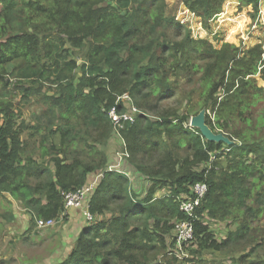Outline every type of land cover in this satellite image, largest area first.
I'll list each match as a JSON object with an SVG mask.
<instances>
[{
  "label": "trees",
  "instance_id": "16d2710c",
  "mask_svg": "<svg viewBox=\"0 0 264 264\" xmlns=\"http://www.w3.org/2000/svg\"><path fill=\"white\" fill-rule=\"evenodd\" d=\"M179 1L207 26L228 0ZM237 1L253 9L256 21L262 0ZM0 6V84L7 90L14 77L24 104L36 98L51 109L42 112L48 123L31 126V137L42 136L33 143L22 139L11 99L0 101V202L5 196L17 202L32 229L37 220L59 219L65 194L104 173L89 199L94 222L57 264H206V255L220 254L229 264H264L257 256L264 232L261 241L254 238V222L264 214L262 45L218 49L195 40L167 14L166 0H0ZM22 66L38 75L18 76ZM46 85L53 95L44 94ZM125 93L139 113L119 141L134 172L149 182L144 195L122 168L107 171L111 156L100 150L115 135L110 110L131 112L116 103ZM204 109L210 129L232 146L208 142L188 126ZM199 183L208 194L196 210L187 259H179L171 254L176 224L187 220L179 199H193ZM4 215L16 221L14 207ZM217 223L227 224L224 237L212 230Z\"/></svg>",
  "mask_w": 264,
  "mask_h": 264
},
{
  "label": "rangeland",
  "instance_id": "374dc122",
  "mask_svg": "<svg viewBox=\"0 0 264 264\" xmlns=\"http://www.w3.org/2000/svg\"><path fill=\"white\" fill-rule=\"evenodd\" d=\"M166 3L168 4L167 14L176 16L177 21L181 23L183 21L184 23L182 24H185L186 28L191 31V37L195 40H207L218 49L221 48L223 43H228L236 45L237 47H242L244 50L256 45H262L264 50V39H261L264 35L259 34V30L256 32L254 31L264 22V9H261L260 15L256 18L257 20L253 22L254 19L251 18L253 13L252 8H241L237 0H228L223 6L222 13L210 20L209 24L206 26L200 17L193 15L179 0H166ZM186 11L189 12L187 13ZM256 40L262 42V44H258ZM82 59V56L77 59L80 66L83 64ZM18 66H21V64ZM63 66L64 62L60 61L59 68L53 69L54 74H58ZM12 69L13 65H10L9 70L12 71ZM17 73L18 76L23 75L27 79L34 78L38 75V71L29 66H22L21 71ZM10 79L11 85L7 90L0 84V101L11 99L13 102L15 110L18 113L17 123L24 128V133L22 135L23 140H30L33 143L38 139L42 141V136L40 135L31 137L33 134L31 126L34 124L42 125L45 121H47V123L50 121L51 118L42 114V112L46 110L51 112L49 105L36 98L24 104L21 100L20 91L14 89L17 79L14 77H10ZM259 85L264 88V83L260 80ZM49 88H51L50 85H46L43 90L44 94L48 93L53 95L54 91L50 92ZM40 115L42 116L39 117ZM188 126L190 127V125ZM113 131L116 136L113 134L114 137L107 143V148L102 146L100 149L101 151L106 150L109 156H111V160H115L116 157L119 158L120 153L124 151L114 126ZM41 133L45 135V129H43ZM53 141L59 145L61 142L60 134L57 135ZM37 145L39 146L38 143ZM39 151L38 149L36 153L39 154ZM37 161H41L40 158L39 160L37 159ZM0 203V264H57L61 261L64 262L65 258L71 252V247L73 245L69 238L71 234L67 235L64 232L66 227H64L65 229L62 231L68 237L65 238L60 236L56 238L53 235L56 234V229L59 224H62V227L65 225L63 222L64 220L51 229L43 230L37 227L30 229L31 223L28 219L29 224L25 231L26 219H24L21 214V217L17 215L20 212H24V214L27 215V212H25L22 207H19L17 202L7 196L1 199ZM12 207L15 209L16 221L7 223L4 213ZM254 224L259 231L258 236L254 238L261 241L262 237H260V233L264 232V214L259 220L254 222ZM226 225V223L213 224L212 230L224 237L226 234L225 229L228 228ZM42 238H45V240L47 239L44 244L41 241L44 240ZM255 245L256 244H252V247ZM61 248V254L57 256L58 250ZM179 255L181 256V252H179ZM257 256L264 258V248L258 250ZM190 257L191 255H189L188 258ZM205 259L208 260L206 264H229L227 260L224 261L225 256L222 254H220V256L206 255ZM252 259H254V257H252Z\"/></svg>",
  "mask_w": 264,
  "mask_h": 264
},
{
  "label": "built area",
  "instance_id": "2783aa9c",
  "mask_svg": "<svg viewBox=\"0 0 264 264\" xmlns=\"http://www.w3.org/2000/svg\"><path fill=\"white\" fill-rule=\"evenodd\" d=\"M187 13L189 11H186ZM261 13V10H260ZM193 14V13H192ZM195 15V14H193ZM196 16V15H195ZM182 23H184L182 21ZM117 105L119 103H127L130 108V113L119 114L117 107L112 108L109 112V118L112 120L116 134L120 137L121 131L125 128L126 123L135 122V115L139 113L138 109L133 104L132 97L125 93L117 98ZM120 159L128 158V153L124 151L120 153ZM120 166V163L116 165H111L107 168V171L114 172L117 171ZM104 178V173L97 174V178L91 182L87 183L76 192H70L65 194V212L62 213L61 217L57 220H37V228L39 229H51L61 223L66 217L70 210H80L84 216L85 223L91 225L95 217L90 212L89 199L94 194L97 186L101 183ZM209 187L206 183L196 184L193 188L194 197L191 200H181L180 210L187 216V220L179 222L175 227V249L171 251L173 256L178 257L179 259L186 258L188 254L185 249H188L192 245L194 240V224L193 222L197 220L196 210L200 208L202 202L208 194ZM181 252V256L179 255Z\"/></svg>",
  "mask_w": 264,
  "mask_h": 264
},
{
  "label": "crops",
  "instance_id": "0c3cea01",
  "mask_svg": "<svg viewBox=\"0 0 264 264\" xmlns=\"http://www.w3.org/2000/svg\"><path fill=\"white\" fill-rule=\"evenodd\" d=\"M261 9H264V0L261 1ZM253 22H255V21H253ZM260 24H261V22H260ZM257 30H259V34L264 35V22L262 23V25H260L258 27V29L254 30V31L256 32ZM261 39H264V36H262ZM257 42H258V44H262V42H260V41H257ZM110 163H112V165H116V164L120 163L119 170L122 168L121 172L129 178L130 185L136 194H138V195L146 194V192L149 189V182H146L143 178H140L134 172V169L131 167L129 162L126 161V158L120 159V158L116 157V159L115 160L112 159ZM99 173H95V174L91 175L88 179V183L93 182L97 178V174H99ZM20 214L23 215L24 219H26V221H25L26 222L25 223V231H26L27 226L29 224L28 216L25 215L24 212L18 213L17 216L21 217ZM63 222L65 223V225L62 227V224H59V226L56 229V234H53V235L56 238H59L60 236L65 237V238L68 237L62 231L63 229H65L64 227H66L64 232L67 235L71 234V236L69 238L71 240V243L74 245L75 240L81 235L82 231L86 228V226H88L85 223L84 216L80 210H75V209L70 210L67 214V217L64 219ZM60 231H62V232H60ZM41 237H43V236H41ZM42 239H44V240H41L42 243L44 244L47 239L46 240H45V238H42ZM71 249H72V247H71ZM61 250H62V248L58 250L57 256H59L61 254L60 253Z\"/></svg>",
  "mask_w": 264,
  "mask_h": 264
},
{
  "label": "water",
  "instance_id": "95a60500",
  "mask_svg": "<svg viewBox=\"0 0 264 264\" xmlns=\"http://www.w3.org/2000/svg\"><path fill=\"white\" fill-rule=\"evenodd\" d=\"M208 112L204 109L197 116L192 117L190 122V128L200 131L203 138L211 143H223L227 146H232V142L227 136L222 133H214L206 123V116Z\"/></svg>",
  "mask_w": 264,
  "mask_h": 264
}]
</instances>
